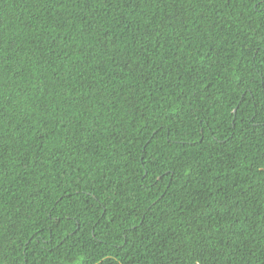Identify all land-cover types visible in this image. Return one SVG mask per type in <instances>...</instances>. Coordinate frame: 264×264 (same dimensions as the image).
Wrapping results in <instances>:
<instances>
[{"label":"trees","instance_id":"16d2710c","mask_svg":"<svg viewBox=\"0 0 264 264\" xmlns=\"http://www.w3.org/2000/svg\"><path fill=\"white\" fill-rule=\"evenodd\" d=\"M257 0H0V264H264Z\"/></svg>","mask_w":264,"mask_h":264},{"label":"snow or ice","instance_id":"6c2138e0","mask_svg":"<svg viewBox=\"0 0 264 264\" xmlns=\"http://www.w3.org/2000/svg\"><path fill=\"white\" fill-rule=\"evenodd\" d=\"M257 5L259 7H264V0H257ZM261 78L264 79V76H262ZM255 117H260L259 126L264 127V109H261L259 112H257L254 118ZM204 255L206 254L203 251L197 250V255L193 257L194 264H199L200 257Z\"/></svg>","mask_w":264,"mask_h":264}]
</instances>
